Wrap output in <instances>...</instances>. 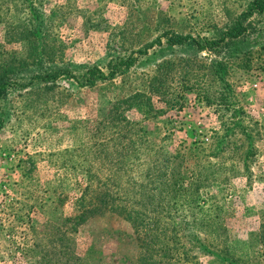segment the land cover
<instances>
[{"label":"rangeland","instance_id":"1","mask_svg":"<svg viewBox=\"0 0 264 264\" xmlns=\"http://www.w3.org/2000/svg\"><path fill=\"white\" fill-rule=\"evenodd\" d=\"M40 1L47 14L53 11L47 42L59 46L74 73L83 64L108 72L113 60H136L92 86L61 76L51 88L12 89L1 102L0 264H139L148 246L131 223L96 216L75 225L69 218L94 156L97 122L116 100L136 92L150 96L151 107L145 113L134 105L127 115L151 142L167 155L197 154L219 165L222 180L203 194L224 208L235 261L196 253L193 263L264 264V9L248 13L253 0ZM12 2L0 0L2 9ZM237 21L247 27L245 38L222 42L219 52L166 42L173 33L217 39ZM3 25L0 56L22 55L25 42H7ZM153 76L158 93L150 88ZM223 133L228 147L211 154ZM194 166L192 157L182 163ZM128 172L141 178L142 171Z\"/></svg>","mask_w":264,"mask_h":264},{"label":"trees","instance_id":"2","mask_svg":"<svg viewBox=\"0 0 264 264\" xmlns=\"http://www.w3.org/2000/svg\"><path fill=\"white\" fill-rule=\"evenodd\" d=\"M12 3L13 7L7 4L6 9L0 4V17L5 16L0 20L1 24L4 22V37L7 42L24 41L26 49L22 55L8 53L9 59L0 56V115L1 102L12 89L39 84L51 88L49 85H54L61 76L72 78L81 86H92L113 78L120 68H129L136 60V57L113 60L108 72L97 65L83 64L82 71L74 73L73 68L67 66L70 64L63 61L59 46L56 49L47 42L53 11L47 14L40 0H13ZM263 9L264 0H253L248 13ZM246 30L247 27L237 21L217 39L199 40L191 35L173 33L167 36L166 42L170 46L193 45L200 50L219 52L222 42L230 44L242 40ZM153 79L156 80L155 76L150 79V88L158 93L161 83L157 85ZM150 100L143 92L118 99L106 118L97 122V140L90 148L94 156L86 163L84 186L75 201L77 213L69 218L75 225L96 216L121 217L131 223L138 238L148 246L147 253L140 255L139 264H201L192 261L197 254L214 255L223 262L232 263L235 259L232 250L229 252L227 229L222 222L224 208L203 194L212 182L222 180L220 169L216 163L197 154L186 157L184 152L176 151L167 155L159 145L151 142L146 129L127 115V111L138 104L146 107V113L151 107ZM227 135H220L211 154L219 155L228 147L223 141ZM127 155H132L131 161H126ZM190 157L194 158L195 166L182 168L183 161ZM133 170L142 171L140 179L129 174L128 171ZM123 171L126 176L122 175ZM177 232L182 234L178 236ZM156 245L159 247L155 249ZM216 245L220 247L214 249ZM152 252L154 255L160 252V260L154 259Z\"/></svg>","mask_w":264,"mask_h":264}]
</instances>
